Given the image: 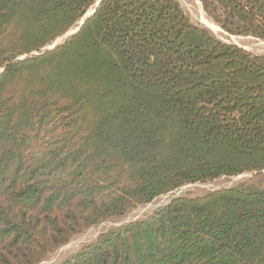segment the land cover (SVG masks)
<instances>
[{
	"label": "trees",
	"instance_id": "16d2710c",
	"mask_svg": "<svg viewBox=\"0 0 264 264\" xmlns=\"http://www.w3.org/2000/svg\"><path fill=\"white\" fill-rule=\"evenodd\" d=\"M213 2L224 31L264 40V0ZM261 172L264 55L177 0H0V264H39L184 186ZM59 264H264V189L176 198Z\"/></svg>",
	"mask_w": 264,
	"mask_h": 264
},
{
	"label": "rangeland",
	"instance_id": "374dc122",
	"mask_svg": "<svg viewBox=\"0 0 264 264\" xmlns=\"http://www.w3.org/2000/svg\"><path fill=\"white\" fill-rule=\"evenodd\" d=\"M177 1L180 3L183 10L191 19L193 24L201 28L207 29L217 39L226 43L236 44L256 55H264V40L254 36H237L229 34L214 21L213 17L209 15L207 11L209 10L214 14L223 15L224 10L216 2H213V0ZM92 11L93 10H91L87 14V16L91 14ZM73 31L55 41L47 49L62 44ZM239 187L253 188L259 190L264 189V172L246 173L244 175L232 178L223 177L218 180L207 183H196L184 186L175 192H172L168 195L156 199L150 204L140 205L137 208L129 211L124 216L108 219L102 222L101 224L94 226L87 231H84L83 233L75 237L67 245L63 246L55 253L46 257L39 264H59L60 262H63L64 260L70 258L74 254L79 252L83 247L96 242L102 234H105L111 230L119 229L131 222L144 219L149 215H152L153 213L157 212L161 208L167 206L172 200L176 198H199L220 189Z\"/></svg>",
	"mask_w": 264,
	"mask_h": 264
},
{
	"label": "water",
	"instance_id": "95a60500",
	"mask_svg": "<svg viewBox=\"0 0 264 264\" xmlns=\"http://www.w3.org/2000/svg\"><path fill=\"white\" fill-rule=\"evenodd\" d=\"M98 5H99V2L97 3V6H98ZM94 13H95V9H94V10L92 11V13H91V14H89V15H88L86 18H88V17L92 16ZM86 18H85V19H83V20L81 21L80 27H79V28H77V30L73 31V32L70 34V36L74 35L75 33H77V32L80 30V28H81V26L84 24V22H85ZM52 48H54V47H51V48H49V49H46V50H50V49H52Z\"/></svg>",
	"mask_w": 264,
	"mask_h": 264
},
{
	"label": "bare ground",
	"instance_id": "6f19581e",
	"mask_svg": "<svg viewBox=\"0 0 264 264\" xmlns=\"http://www.w3.org/2000/svg\"><path fill=\"white\" fill-rule=\"evenodd\" d=\"M205 18V17H204ZM204 20V19H203ZM205 22V21H204ZM213 24V23H212ZM216 27V26H215ZM218 31H219V29H218Z\"/></svg>",
	"mask_w": 264,
	"mask_h": 264
}]
</instances>
